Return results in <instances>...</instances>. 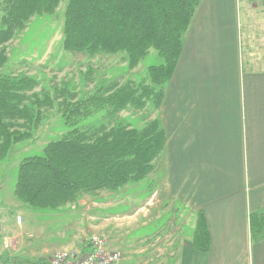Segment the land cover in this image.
<instances>
[{
  "label": "trees",
  "instance_id": "1",
  "mask_svg": "<svg viewBox=\"0 0 264 264\" xmlns=\"http://www.w3.org/2000/svg\"><path fill=\"white\" fill-rule=\"evenodd\" d=\"M63 2L67 52L89 56L123 54L128 68L134 69L155 51L163 63L149 67L147 77L139 81L101 86L79 99L77 92L67 86L53 94H38L34 78L3 72L8 62L6 44L34 17L55 15ZM201 2L0 0V159L16 146L35 143L49 111L55 109L66 126V132L46 144L40 155L21 163L14 188L19 201L35 210L60 211L81 194L117 193L150 177L167 144L159 119L142 127L121 123L87 127L85 122L99 114L112 120L127 109L161 108ZM249 224L253 241H260L264 237V214H251ZM193 236L194 248L207 252L210 235L203 213L198 215ZM84 250L85 254L91 251L90 242ZM39 264L46 262L41 260Z\"/></svg>",
  "mask_w": 264,
  "mask_h": 264
},
{
  "label": "crops",
  "instance_id": "2",
  "mask_svg": "<svg viewBox=\"0 0 264 264\" xmlns=\"http://www.w3.org/2000/svg\"><path fill=\"white\" fill-rule=\"evenodd\" d=\"M263 37L264 0H202L159 109L165 175L156 173L159 197L154 191L146 208L157 197L167 208L143 227L170 219L136 239L109 235L121 264H264V237L253 241L249 224L251 214H264ZM199 213L210 235L207 252L193 246ZM3 244L0 252L9 251ZM32 245L23 256L35 257Z\"/></svg>",
  "mask_w": 264,
  "mask_h": 264
},
{
  "label": "rangeland",
  "instance_id": "3",
  "mask_svg": "<svg viewBox=\"0 0 264 264\" xmlns=\"http://www.w3.org/2000/svg\"><path fill=\"white\" fill-rule=\"evenodd\" d=\"M65 8L66 3L63 2L55 15L34 17L24 31L6 44L8 62L3 72L34 78L38 83L35 89L38 94H53L54 90L67 86L69 90L77 92L79 99L101 86L107 88L121 86L128 80L139 81L147 77L149 67L163 63V59L155 51H151L134 69L128 68L123 54L89 56L67 52L64 50L63 38ZM1 17L0 9V22ZM263 38L260 42L264 45ZM47 115L46 122L37 132L38 139L35 143L16 146L8 156L0 159V243L4 242L3 248L9 250L0 252V264H28L27 261L30 260L31 263H39L41 260L35 257L53 262L58 255L68 253H77V256L81 254L83 257L85 246L97 234L108 240L109 252L122 254V251L110 248L109 235H126L136 239L140 235L156 233L157 229H165L169 215L162 216L158 223L143 227L151 221L152 212L155 218L157 210L167 208L161 209L162 202L158 198L159 194H156L157 174L159 179H163V174L165 175V150L155 162V170L146 181L127 186L117 193L103 191L81 194L60 211L35 210L19 201L14 195V188L21 163L26 158L40 155L46 144L66 132V126L61 123L62 119L55 109ZM103 115H96L89 123L85 122V126L97 127L102 123L116 126L121 123L142 127L148 121L161 119L159 110L155 111L151 106L142 111L127 109L112 120L105 119ZM152 194L158 197L149 202L146 208V201L153 197ZM158 200L160 203H157ZM180 211L181 206L176 211L179 214L178 224L181 222ZM18 217L24 222L21 228L17 225ZM43 222L47 226V239L40 238L39 235ZM173 226L174 223L171 224ZM6 234L9 237H3ZM29 244H33L30 249L35 257H31L32 259L28 257L31 256L29 253L27 256L22 254L29 252L27 247L30 246H26Z\"/></svg>",
  "mask_w": 264,
  "mask_h": 264
},
{
  "label": "built area",
  "instance_id": "4",
  "mask_svg": "<svg viewBox=\"0 0 264 264\" xmlns=\"http://www.w3.org/2000/svg\"><path fill=\"white\" fill-rule=\"evenodd\" d=\"M21 217L17 222L21 223ZM91 251L83 257L81 254L68 253L67 255H58L50 264H121L123 255L119 252H109L108 240L104 236L94 235L90 239Z\"/></svg>",
  "mask_w": 264,
  "mask_h": 264
}]
</instances>
